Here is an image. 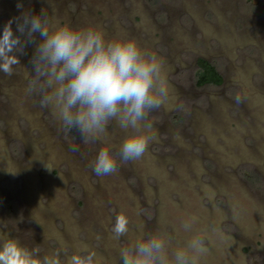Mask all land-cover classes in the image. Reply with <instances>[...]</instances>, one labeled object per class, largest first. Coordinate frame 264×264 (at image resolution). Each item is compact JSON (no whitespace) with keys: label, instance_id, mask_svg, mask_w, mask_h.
Wrapping results in <instances>:
<instances>
[{"label":"rangeland","instance_id":"1","mask_svg":"<svg viewBox=\"0 0 264 264\" xmlns=\"http://www.w3.org/2000/svg\"><path fill=\"white\" fill-rule=\"evenodd\" d=\"M41 9L154 53L169 101L150 113L155 139L137 161L120 160L125 133L109 127L118 171L99 177L91 163L105 145L85 143L41 105L27 45L13 74L0 72V231L41 256L87 244L98 264H121L119 248L143 226L180 244L201 237L199 264H264V0H0V34ZM199 58L215 64L221 86L197 85ZM121 213L130 231L116 241Z\"/></svg>","mask_w":264,"mask_h":264},{"label":"clouds","instance_id":"2","mask_svg":"<svg viewBox=\"0 0 264 264\" xmlns=\"http://www.w3.org/2000/svg\"><path fill=\"white\" fill-rule=\"evenodd\" d=\"M14 22L19 35L13 31ZM35 34H39L38 43ZM29 44H35L30 63L40 82L41 105L50 107L62 126L75 130L85 143L100 141L105 145L91 163L95 175L103 177L118 171L116 154L109 143L108 130L113 124L125 133L119 144L121 161L134 162L145 155L155 139L150 113L168 106L170 95L159 57L131 38H106L95 27L77 29L53 23L41 9L38 14L25 11L4 25L0 72L11 76L14 66L20 65L17 53L24 54ZM192 222L183 224L185 231L191 230ZM129 224L126 215H117L112 238L120 241L127 236ZM138 233L119 248L121 264H199L207 252L199 236L180 244L168 232L146 233L140 226ZM0 264H98V257L87 244H81L71 255L56 249L41 256L0 231Z\"/></svg>","mask_w":264,"mask_h":264},{"label":"trees","instance_id":"3","mask_svg":"<svg viewBox=\"0 0 264 264\" xmlns=\"http://www.w3.org/2000/svg\"><path fill=\"white\" fill-rule=\"evenodd\" d=\"M224 78L213 62L206 58L197 61L196 83L199 87L221 86Z\"/></svg>","mask_w":264,"mask_h":264}]
</instances>
